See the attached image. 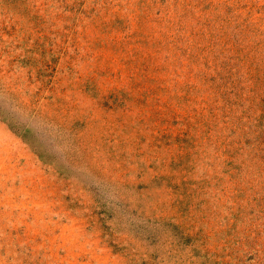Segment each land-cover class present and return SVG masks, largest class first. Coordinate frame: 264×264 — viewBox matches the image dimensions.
<instances>
[{"label":"rangeland","instance_id":"374dc122","mask_svg":"<svg viewBox=\"0 0 264 264\" xmlns=\"http://www.w3.org/2000/svg\"><path fill=\"white\" fill-rule=\"evenodd\" d=\"M0 264H264V0H0Z\"/></svg>","mask_w":264,"mask_h":264}]
</instances>
